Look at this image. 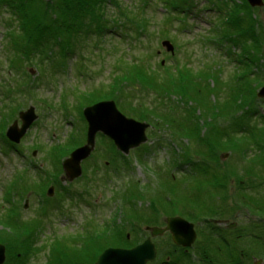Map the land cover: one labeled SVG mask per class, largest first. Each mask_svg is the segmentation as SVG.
Masks as SVG:
<instances>
[{"label": "trees", "instance_id": "16d2710c", "mask_svg": "<svg viewBox=\"0 0 264 264\" xmlns=\"http://www.w3.org/2000/svg\"><path fill=\"white\" fill-rule=\"evenodd\" d=\"M42 2L43 0H0V16L4 12L9 15L3 23L6 30L5 39L12 48L10 52L12 55L9 53L11 56H8V61L14 69L22 70V64L27 60L32 61V59H36L39 66L42 65L43 67L44 64L48 63V60L56 63L55 58L57 57L62 67L60 68L58 65V69L60 68V71L66 70V67H63L65 56L72 47L77 46L79 35L94 34L101 36L104 34L108 27L105 29L106 18L104 19L103 8L109 3L117 5L115 0H52V4L46 3L49 5L46 7L56 11L58 18L51 19L48 18L47 13L42 12ZM213 2L224 13L217 16V23L210 30L209 39L211 43L213 44L218 40L217 45L225 46L226 54L229 56H233L235 47L240 52L235 54L237 68L223 85L221 91L218 87L209 89V92H214L217 98L219 97L218 92L219 94L224 90H229V92L226 98L217 103L214 101V104L211 105L215 114L221 116L220 118L225 121L223 125L218 127L211 125V129H215L217 132H211L215 136L212 139L207 137L210 142V144L205 142L208 152L205 153L204 148L195 151L192 149L194 145L201 147L203 145L201 141L205 139L204 135H199V119L195 112L196 109L188 106L189 112L184 113L185 110L183 112L186 119L191 117L188 120L192 122L190 128L184 124L181 128L175 129L174 127L173 129L176 112L170 99L172 95L177 94L183 101L186 100L185 103H190V99L194 97L183 95L189 93L190 86L193 91L197 90L203 95L202 88H206V86L203 87V82L207 86L210 84L206 80L208 76L209 79L212 78L217 85H220V81L218 82L217 77L214 76L215 74L218 75L217 70L207 67V70L193 71L189 67L182 66L177 70L168 67L167 71L161 72L150 66L149 57L145 60L135 58L127 63L123 70L120 69L122 71L119 74L112 77L113 83L108 84L107 88L103 85L82 93L78 108L81 121L84 124L83 132L86 127L82 118L83 108L100 101L109 100H114L119 106H122L121 95L123 96V94L120 91V86L122 83L129 82L155 91L162 99V102L160 101L161 108L142 107L141 103L133 105L132 102L127 101L126 104L129 103L128 109L132 113L131 117L154 124V127L158 129L157 131L162 129H167L169 133L171 130L173 132L174 130L180 131L179 133L182 132L184 136H190L189 139L193 136L195 142L191 141V148H189V143H186V148H183L182 153L177 156L172 144H168L169 149L166 152L170 156L172 155L171 165H158L157 168L159 169L154 172L156 178H148L144 185L133 180L125 184L122 183L121 186L124 185L122 189L112 195L116 207L111 216L102 221V225L98 223V221L100 222L99 219L92 218L85 223L84 230L75 236L56 237L51 240L52 242L47 245L44 264H94L97 256L103 250L109 247L130 248L135 246L144 241L145 227L161 225L164 222L163 217L171 216H181L195 223L198 232L197 243L210 242L211 246H206L203 243L201 246L194 247V254L190 252V254L183 256L179 253L181 252L180 249L172 243L170 236L163 235L155 239L157 258L150 264H246L244 261V263L242 262L243 258L246 257L245 260H249L250 251L253 253L251 254L252 257L259 250L250 245L248 251L242 248L243 254L235 255L232 248L230 253L220 257V242L225 241L220 236L223 237V235L218 231L216 232L215 229H212L209 235L205 232L208 219L212 217L233 219L237 208L240 210L241 208H250L249 211H254L259 216L264 215V197L258 203L255 193L251 194L253 196L245 193L236 199L237 204L231 203L228 206V200L231 197L228 196L229 184L228 181L223 180L222 182V178H227V175L218 174L216 171L212 172L213 167L209 166V162L217 159L213 155L214 148L231 150L236 144L241 147L239 143L242 142V146H254V153L257 152L252 157L254 159L248 163L251 165L255 162L262 163L260 166L264 168V111L260 109L254 92L255 85L264 86V76L261 75V69L264 65V28L261 27L258 30L259 22L252 17L253 10L246 0H240L239 3L234 0H213ZM30 3H33V6ZM36 4L37 6H35ZM146 5L147 3L144 6ZM189 5L192 3L188 4L187 0H176L175 5L172 8L169 7V10H178L177 14H181L180 12L189 8ZM172 18L181 19L179 21L183 20V17L179 15ZM139 22L133 20L130 25L139 34H142L141 23ZM260 30H263L262 34ZM158 66L162 68L161 63ZM252 66H256V70H249ZM123 87L126 88V86ZM123 102L125 103V101ZM164 106L166 111L163 109ZM201 107L205 108V106ZM227 116L229 117L226 118ZM193 118L197 120L195 124ZM0 130V142L5 151L12 148L18 150L16 146H11L4 137V126L1 125ZM83 132L76 135L72 134L68 141L47 149L45 155L51 168L38 181L26 182L22 175L5 187L3 202L6 207L0 214V225L1 228L5 229L0 231V242L7 247L5 264L31 263V259L46 250V244L39 246L38 240L44 232V222L51 211L56 207L59 208L64 198L79 201L81 197H84L86 190L82 194V191L77 189L74 191L76 198H73L71 190L74 188L63 185L61 180L62 175H64L62 161L68 153L70 154L85 143ZM151 136L149 138L154 139ZM101 137L104 140V143L101 142L104 145L103 151L96 148V155L94 153L92 155L93 163L97 165L99 161L106 158L108 161L107 168L110 170H129L130 159L124 157L115 148L112 141ZM154 147L145 143L134 153L138 155L154 153L152 150ZM244 147L242 151L245 152ZM244 152L242 153L245 156ZM139 160H142L141 156ZM90 161V159L85 161L88 163H84L83 173L79 178L84 183L83 187L88 186L90 181H94L96 176L94 170L90 174L87 173V166ZM185 165L187 168L189 167V171ZM181 169H185L184 172ZM173 170L182 172V177L176 178ZM255 170L257 168L247 165L241 167V172H246L245 179H254V181L249 180V186H252L253 183H256L257 186L264 185V170L260 172ZM233 173L237 175L238 171L234 170ZM75 181L70 184H76ZM48 185H54L56 191L54 197L46 195ZM140 188L146 190V195H142ZM31 194L38 197V203L34 215L26 217L21 213V202L27 195ZM216 194L218 195L217 198H215ZM235 195L236 193L233 194V197ZM82 200L85 202L84 199ZM140 201H146L145 207L143 204L141 207L138 206ZM240 228L243 238L249 236L256 238L257 236L255 237L253 233L262 234L260 228L253 222L244 224ZM239 240L243 242L242 239ZM262 241L259 240L261 243ZM247 242L252 244V241ZM207 250H210V253H204ZM206 255L208 256L206 257ZM165 258H168L167 262H165ZM198 258H201V261H195Z\"/></svg>", "mask_w": 264, "mask_h": 264}, {"label": "rangeland", "instance_id": "374dc122", "mask_svg": "<svg viewBox=\"0 0 264 264\" xmlns=\"http://www.w3.org/2000/svg\"><path fill=\"white\" fill-rule=\"evenodd\" d=\"M115 1L117 5L109 3L103 8L104 19L106 18L105 29L107 27L108 29L101 36H96L94 34L84 36L80 34L81 36L79 35L78 37L77 46L75 48L72 47V49H70L71 51H68L65 56L63 67H66V70L64 71L59 70L62 67L57 57L55 58V60H57L56 63L48 60V63L44 64L43 67L42 65L39 66L36 59L25 61L22 64V70L11 67L8 56L12 55V53H10L12 48L7 44V40L5 39L6 30L3 23L7 20L9 15L4 12V14L0 16V127L1 125L4 126L3 133L5 134V130L12 125L14 120H17L18 125H20L18 113L20 111H26L29 107L34 109V113L37 116L20 142L15 145L18 150L14 148L13 150L6 149L5 151L0 142V214L5 205L3 202V193L6 186L14 180L16 181V179H19L22 175L26 182H32L33 180L38 181V179L51 168L50 162L45 155L47 149L68 141L72 134L76 135L83 132L84 124L81 121V114L78 108L81 94L103 85L107 88L108 84L113 83L112 77L119 74L124 69V66L135 58L145 60L149 57L148 61L150 66L154 70H160L161 72H164V70L167 71L168 67L177 70L178 68H182V66L189 67L193 71L207 70L208 68L217 70L218 75L215 74L214 76L217 77L218 82L220 81L221 86L217 85L212 78L209 79L208 76L206 80H208V84H210L207 86L205 82H203V87L206 86V88H202L203 95L197 92V90L193 91L191 86L189 93L183 95L194 97L190 99V103H185L184 101L186 100L183 98V101L177 94L172 95L170 100L175 106L176 112L173 129L174 127L175 129L181 128L184 124H186L185 126L187 128L192 126V122L188 121L191 117H187L186 119L184 113L189 112L188 106L194 107L199 119V135H204L205 139L201 141L203 144L201 147L194 145L192 149L195 151L204 148V152L206 153L208 151L206 150L207 146L205 142L210 144L207 137L212 139L215 137L212 133L217 132L215 129H211V125H217V127L223 125L225 120L220 118L221 116L215 114L211 105L214 104V101L217 103L219 100L226 98L229 90H224L220 94L218 92L219 97L217 98L214 92H209V89L218 87L219 91H221L223 85L229 80L230 76L237 68L235 54L240 52V50L235 47L233 49V56H229V54H226L225 46L221 47L217 45V43H219L218 40L212 44L209 39L210 30H212L217 23V16L224 13V11L219 10L213 0H187V3H192V5H189L190 7L185 11H181V14H177L178 10H169V7L172 8L175 5L176 0ZM234 1L239 3L240 0ZM43 2L41 8L42 12L47 13L46 15L48 18H58V13H56V11L46 7L49 6L46 5V3L52 4V0H43ZM146 3L147 5L144 6ZM30 5L33 6V3H30ZM35 6H37V4ZM251 8L254 13L252 17L259 22L258 30L261 27L264 28V5L262 7ZM176 15L183 17V20L179 21L181 19L172 18ZM133 20L140 21L142 34H139L138 31L133 29L130 25ZM260 32L262 34L263 30H260ZM163 40H168L172 44V52L166 51V47L161 45ZM161 61H164L162 68L158 66ZM58 65H60L59 69ZM255 68L256 66H252L249 70L254 71L256 70ZM120 69L122 70L120 71ZM261 70V75L264 76V65ZM123 86H126V88ZM262 86L261 84L255 85L254 92L256 96ZM120 87V91L123 94V96L121 95V105L123 108H121L122 106H119V104H115L117 109L126 117L133 118L131 117V111L128 109V104L130 102H132L133 105L141 103L142 107L153 106V108H161L160 101L162 102V99L159 98L158 93L155 91L148 90L137 83L132 84L129 82L122 83ZM224 89H226V86H224ZM123 101H125V103ZM127 101H129L128 104H126ZM258 102L260 109L264 111L263 98L257 96V103ZM201 106H205V108ZM163 109L166 111L165 106ZM239 114L240 112L238 115ZM228 117L229 116L226 118ZM193 120L195 124L197 120L195 118H193ZM142 122H146L150 125L148 129H146V136L148 139L146 143H149V145L153 147L155 146L152 149L154 153L150 152L147 155H138L135 154L134 151L139 149V147L130 149L128 154H124V157L130 159L129 170H110L107 168L108 161L106 158L99 161L97 165L93 163L92 155L93 153L96 155V148L103 151L104 147L101 143L104 140L100 136L101 134H98L95 137L94 150H92V153L87 159L81 162L83 173V165L84 163H88L85 161L91 160L87 166V173L90 174L92 170L95 171L96 176L94 181H90L88 186L83 187L84 183L80 181L79 178L78 181L74 180L76 184H70L71 182L67 180L64 175H62V178L60 177L63 185L74 188V190H71L73 192V198H76L74 196V191L77 189L82 191V194H84L83 191L86 190V193L79 201L64 198L60 206L61 208L59 207V209L56 207L51 211V214L44 222V232L40 240H38L39 246H44L46 244V250L40 252L36 257L31 259V263L29 264H44L47 255V245L51 243V240L54 238L75 236L84 230L85 223L92 218L99 219L100 222L98 221V223L102 225V221L108 219L112 212H114L113 209L116 207V203L113 202L112 195L114 192H118L122 189L124 186H121L122 183L125 184L133 180L144 185L147 183L146 181H148V178H156L154 172L159 169L157 168L158 165H171L172 155L170 156L166 152L169 149L167 146L168 144H172V147L176 151L175 155L177 156L182 153L183 148H186V143H189V148H191V141L195 142L193 136L189 139L190 136H184L182 132L179 133L180 131L174 130L173 132L171 130L170 133L172 134H170L167 129L157 131L158 129L154 127V124L152 125V123L148 121ZM85 131L86 128L83 132L84 134ZM150 135H152L151 137L154 139H150ZM102 136L107 138L104 135ZM14 144L15 143H13V145ZM239 144L241 147L236 144L231 150H222L218 147L214 148L213 150L216 153L213 151V155H215L217 159L210 163V165L217 164L219 172L227 175L228 179H226V181H228L229 184L228 196H231L228 200V206H230L231 203L237 204L238 201L236 199L243 196L245 193L248 195L255 193L256 202L258 201V203L264 197V185L257 186L256 183H253L252 186H247L246 182H243L242 179L243 177L245 179L244 175L246 172H241V167L245 163L252 161L254 159L252 158L253 155L257 152L254 153V146L245 145L244 147L242 146V142ZM243 147L246 149L245 152L242 151ZM241 151L244 152L245 156ZM69 156L68 153L67 157ZM140 156L142 160H139ZM233 163H237V166H234ZM260 165H262V163L255 162L248 166L257 168L255 171L260 172L264 170ZM185 168H187L186 165ZM184 170L181 169L182 172H184ZM187 170L189 171V167ZM234 170L238 171L237 175L233 173ZM182 172H175L173 170V173L178 179L182 177ZM55 192L56 191H54L53 197ZM141 193L142 195H146V190H141ZM234 193H236V195L233 197ZM37 198V196L31 194L27 195L25 198L26 200H22L21 213L24 216L32 217L34 215L38 203ZM82 199H84L85 202H83ZM24 202L26 205L25 209L22 207ZM142 204L145 207L147 203L146 201H140L138 206L141 207ZM248 209L241 208L243 211L240 212V210L238 213L237 221L240 226L250 224L252 221H258V219L264 217V215H254L253 211L251 212ZM163 219L165 218L163 217ZM156 227H161V225ZM146 228H144V231L147 236L149 233L147 234ZM2 230L5 229L1 228L0 225V231ZM261 232V235L260 233H253L255 237L257 236L256 238L252 236H249L250 239H248L249 237L243 238V243L252 241L253 245L251 244V246L259 250L256 254L254 253L252 257L251 254L253 253L250 251L249 260H245L246 257H244L242 262L253 264L257 259L264 262V246L259 242L261 238H264V230ZM0 244H3L5 246V251H7L6 245L2 242H0ZM243 248L248 251L250 246L247 247L243 245ZM233 250L235 255H239V246H234Z\"/></svg>", "mask_w": 264, "mask_h": 264}, {"label": "water", "instance_id": "95a60500", "mask_svg": "<svg viewBox=\"0 0 264 264\" xmlns=\"http://www.w3.org/2000/svg\"><path fill=\"white\" fill-rule=\"evenodd\" d=\"M246 1L253 8L264 5V0ZM162 45L166 47L167 51H173V46L168 40L162 41ZM257 96L264 98V86L259 89ZM82 113L87 123L86 143L73 150L63 162V169L69 180H74L81 175V162L92 152L97 133L109 138L117 150L125 155L130 149L138 147L147 140L148 123L126 117L117 109L112 100L100 101L87 106ZM36 117L32 107L20 112L21 125L19 127L15 121L8 127L6 131L8 139L12 143L18 144ZM52 190V187L48 190L50 195ZM146 230L150 231V236L142 243L131 248H107L99 255L95 264H148L156 258V248L151 238L160 236L166 231L170 233L173 243L178 246H188L196 238L194 225L181 216L166 218L164 228L148 227ZM5 260V246L0 244V264H4Z\"/></svg>", "mask_w": 264, "mask_h": 264}, {"label": "flooded vegetation", "instance_id": "af4514ba", "mask_svg": "<svg viewBox=\"0 0 264 264\" xmlns=\"http://www.w3.org/2000/svg\"><path fill=\"white\" fill-rule=\"evenodd\" d=\"M233 165L234 166H237V163H233ZM246 165L248 166V165H251V164L245 163L243 166H246ZM209 166L210 167L213 166L212 172L213 171H216L218 174H221L222 173V172L221 173L219 172V170H218L219 167H218L217 164L216 165L215 164L210 165V162H209ZM226 179L227 178H225V179L222 178V182H223V180L226 181ZM249 180L250 181H254V179H243V182H246V185L249 186L248 185V184H250ZM255 181H257V180H255ZM217 197H218V195L216 194V197L215 198H217ZM239 211H240V209L237 208L236 209V212H235L236 214H235V216H234L233 219H228L227 217H223V218L212 217V218H210V219H208L206 221V229H205V232L209 235L211 233V230L212 229H215L216 232L218 231L219 233H221L223 235V237L222 236H220V237L223 240H225L223 242H220V245H221V249H220V252H219L220 257L222 255H226V254L230 253V251L232 250V248H234V246H236V245L240 247V253L239 254L242 255L243 254V252H242L243 245H246L248 247L251 245V242H245V243H243L242 241L239 240V239H242L243 240V237H242L243 235H241V233H240V231H241L240 230L241 229L240 227L241 226L238 224V221H237V216H238ZM253 214L254 215H258L256 213H254V211H253ZM171 217H174V216H171ZM166 218H168V217H166ZM166 218L164 219V222L161 224V227L160 228H164L165 227V225H166ZM252 222L255 223L256 226L258 228H260L261 231L264 230L263 229L264 219H261L260 218V219H258V221L254 220ZM194 229H195V232H196V241H197L198 240V232H197L196 226H194ZM163 235H169L170 238H171V235H170V233L168 231L164 232L162 234V236ZM215 235L217 236V233ZM225 235H227V237H225ZM234 239H235V241H234ZM236 240H238V241H236ZM262 240H264V238H261V241ZM203 243H198V245L201 246V244H203ZM204 244L206 246H211V243L210 242H205ZM262 245L264 246V241H262ZM204 253H210V250H207ZM212 253L214 254V252H211V254ZM207 256L208 255H206V257ZM259 260L260 259H257V261H259ZM167 261H168V258H165V262H167ZM195 261H198L199 262V261H201V258H198ZM260 264H264V262L261 260V263Z\"/></svg>", "mask_w": 264, "mask_h": 264}, {"label": "bare ground", "instance_id": "6f19581e", "mask_svg": "<svg viewBox=\"0 0 264 264\" xmlns=\"http://www.w3.org/2000/svg\"><path fill=\"white\" fill-rule=\"evenodd\" d=\"M192 224L194 225V226H196V224L195 223H193L192 222ZM195 237H196V235H195ZM147 238V237H146ZM197 247L198 246V243H197V241H196V238H195V240L190 244V245H188V246H178L179 247V249H180V251L181 252H179L180 253V255H188V254H190V252L192 253L193 252V250L195 249L194 247ZM260 263H261V261H260ZM254 264H258V261H256V262H254Z\"/></svg>", "mask_w": 264, "mask_h": 264}]
</instances>
